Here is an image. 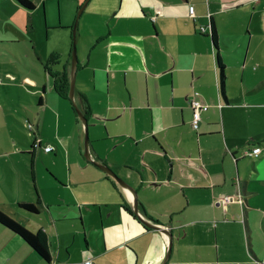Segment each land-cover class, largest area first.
<instances>
[{"label": "crops", "instance_id": "crops-1", "mask_svg": "<svg viewBox=\"0 0 264 264\" xmlns=\"http://www.w3.org/2000/svg\"><path fill=\"white\" fill-rule=\"evenodd\" d=\"M49 1L28 10L0 0V210L44 231L51 261L0 225V264H163L170 243L166 264L262 263L264 0H90L79 19L96 18L76 40L90 156L171 238L86 159L84 123L55 90L50 55L17 46L25 40L12 21L34 20ZM96 22L107 35L89 34ZM56 64L52 73L71 76L72 64ZM193 100L208 107L197 129ZM255 146L259 157L244 156Z\"/></svg>", "mask_w": 264, "mask_h": 264}, {"label": "rangeland", "instance_id": "rangeland-1", "mask_svg": "<svg viewBox=\"0 0 264 264\" xmlns=\"http://www.w3.org/2000/svg\"><path fill=\"white\" fill-rule=\"evenodd\" d=\"M85 1L86 0H63V1L60 0L61 4H59L57 3V1L51 0V2L49 1L48 3V10L45 11V9L41 8V10L37 12L34 20H31L30 17H28V19H26V22L22 20V24H19L18 20L12 21V24H15L16 26L15 28L20 31L19 32L20 36H22L23 40H25L23 42H20V44H18L17 46H19L20 48L22 47L23 52L25 53H27L29 50L34 51L35 49H37L38 52H41L44 55L47 56L50 55L48 59L49 60L48 65L49 67L52 66L51 67L52 69L56 67L55 66L57 65L56 62H59V60L62 61V63L64 62L66 63L68 61L69 64H72V45H73V37L75 30L74 29L75 22H76L78 10L82 7ZM123 1L125 5L128 4L129 6H131L128 0H123ZM132 1L134 2V0ZM77 5H80V8H78L77 12L74 13ZM125 11L126 10L124 9L123 13H125ZM88 18H91L90 19L91 21L92 19L94 20L96 19L94 18V16L93 17L88 16L87 13H85L82 16L78 26L79 30L76 32V40L78 39L79 34L84 33L85 27L87 26ZM101 19H102L101 22L103 23H109V21L111 20L108 17ZM98 24L99 23L96 22L94 23V25L90 26L91 32H89V34L95 35L97 33H103L107 35L108 34V31H106L107 29L105 30L102 28H98L97 27ZM3 25L4 24L0 23V29L3 28ZM6 46L11 47L12 45L7 44L5 45V47ZM13 46H16V44H14ZM54 53H56V55L58 56H56ZM59 54L62 55L66 54V56H62V58H59L60 57ZM51 57H54V59ZM28 58H29L28 61L30 63L32 61V58L30 56H28ZM50 58L53 59L52 60L53 62L50 61L51 60ZM23 62L24 61L22 60V63ZM61 67L63 66L61 65ZM61 67H59V69L62 70L63 68ZM22 68L24 69V66H22ZM26 72L30 73L29 70H27ZM22 80L23 78L19 77L18 81L21 82ZM51 81L53 84L54 79H51ZM68 104L70 105L71 103L68 102ZM24 107L25 108L27 107L29 109L30 114H32L33 111L38 112V110H34V108H31L27 105H24ZM72 114L74 115L73 112ZM24 126L26 129L25 131L27 136L29 138H33L30 133V129L27 127L26 122H24ZM32 127L34 128V126Z\"/></svg>", "mask_w": 264, "mask_h": 264}, {"label": "trees", "instance_id": "trees-1", "mask_svg": "<svg viewBox=\"0 0 264 264\" xmlns=\"http://www.w3.org/2000/svg\"><path fill=\"white\" fill-rule=\"evenodd\" d=\"M23 7L28 10H34L35 5L31 0H16ZM215 35V32L212 31V36ZM54 59V57H52ZM51 59L50 61H52ZM53 62V61H52ZM46 71L52 74L54 78V86L57 93L64 99L71 102L69 99V90H70V81L71 76L67 77L65 73H56L50 70V67L47 63L45 67ZM86 103V100H84ZM72 103V102H71ZM73 110L75 111L73 105ZM87 109L85 110V114ZM22 208H25L29 211L36 212V208L31 204H22ZM0 225L8 228L14 233L20 235L31 247H33L46 261H51V253L49 248L48 237L44 231H39L38 233H32L26 229L23 225L18 223L15 219L10 217L8 214L0 210Z\"/></svg>", "mask_w": 264, "mask_h": 264}, {"label": "water", "instance_id": "water-1", "mask_svg": "<svg viewBox=\"0 0 264 264\" xmlns=\"http://www.w3.org/2000/svg\"><path fill=\"white\" fill-rule=\"evenodd\" d=\"M90 0H86L83 6L79 9L76 22H75V27H74V37H73V50H72V73H71V81H70V90H69V99L72 102V105L80 118V120L84 123L85 126V157L88 161L93 162L98 168L112 176L121 186L126 187L131 189L134 192V197H133V206H132V212L134 215H136L148 228H152L158 231H161L162 233L167 234L170 238L172 237L171 233L168 232V230L159 224H155L152 221H148L145 219L139 212V206H138V200L136 197V192L133 188L129 186L122 178H120L112 169H110L107 165L95 162L92 160L90 156V138H89V131H88V119L85 116V114L82 112V110L79 108L77 103L75 102V87H76V72L78 69V55H77V41H76V32H77V27H78V22L79 19L83 13V11L86 9L88 6ZM171 254V243L169 246V251L167 254V257L164 261L163 264H166V262L169 260Z\"/></svg>", "mask_w": 264, "mask_h": 264}, {"label": "built area", "instance_id": "built-area-1", "mask_svg": "<svg viewBox=\"0 0 264 264\" xmlns=\"http://www.w3.org/2000/svg\"><path fill=\"white\" fill-rule=\"evenodd\" d=\"M189 13H190V16L192 18H195V7L194 6H190L189 7ZM206 27H202L201 28V31L202 33H205L206 31ZM192 104V108L194 109L195 111V123L193 124L194 128L197 129L198 128V121L200 119V112L201 111H206L208 109L207 106H203L200 102L196 101V100H193L191 102ZM41 147V142L40 140H36L35 143H33V148H39ZM44 150L45 152H52L54 150V147L51 146V145H47L44 147ZM263 153V149L260 147V146H255V147H252L251 149H246L244 151V156H247V157H252V158H257L259 157L261 154ZM232 199L231 198H228L226 199V202L229 203L231 202ZM85 264H92V261L89 260V261H86ZM260 264H264V261Z\"/></svg>", "mask_w": 264, "mask_h": 264}]
</instances>
